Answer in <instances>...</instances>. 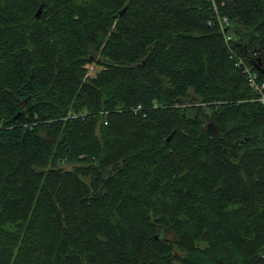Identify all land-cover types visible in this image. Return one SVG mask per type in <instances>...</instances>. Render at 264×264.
Here are the masks:
<instances>
[{
  "label": "trees",
  "instance_id": "16d2710c",
  "mask_svg": "<svg viewBox=\"0 0 264 264\" xmlns=\"http://www.w3.org/2000/svg\"><path fill=\"white\" fill-rule=\"evenodd\" d=\"M245 67L264 0H0V264H264Z\"/></svg>",
  "mask_w": 264,
  "mask_h": 264
},
{
  "label": "built area",
  "instance_id": "2783aa9c",
  "mask_svg": "<svg viewBox=\"0 0 264 264\" xmlns=\"http://www.w3.org/2000/svg\"><path fill=\"white\" fill-rule=\"evenodd\" d=\"M213 2V0H212ZM214 11L216 13V19H217V22L219 24V27L220 29L223 31V37L225 39V41H229L230 39V34L227 33L226 31V27L227 25H229V19L227 18L226 15H220L216 9V7H214ZM212 20H208V25H212ZM245 71L248 72L249 76V82H250V85L260 94L259 96V99L260 101L262 102V104L264 105V92H263V89H264V82H260L258 81L256 75L250 71L249 67H245ZM140 109V106L138 105L134 110L137 111Z\"/></svg>",
  "mask_w": 264,
  "mask_h": 264
},
{
  "label": "water",
  "instance_id": "95a60500",
  "mask_svg": "<svg viewBox=\"0 0 264 264\" xmlns=\"http://www.w3.org/2000/svg\"><path fill=\"white\" fill-rule=\"evenodd\" d=\"M126 10V6H124L120 11H119V14H121L122 12H124ZM41 11H42V4L39 6V8L37 9L36 13H35V16L36 17H39V15L41 14ZM261 71L264 73V67H262ZM170 136L167 138L169 139Z\"/></svg>",
  "mask_w": 264,
  "mask_h": 264
},
{
  "label": "rangeland",
  "instance_id": "374dc122",
  "mask_svg": "<svg viewBox=\"0 0 264 264\" xmlns=\"http://www.w3.org/2000/svg\"><path fill=\"white\" fill-rule=\"evenodd\" d=\"M90 73V72H89Z\"/></svg>",
  "mask_w": 264,
  "mask_h": 264
}]
</instances>
